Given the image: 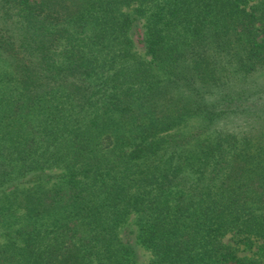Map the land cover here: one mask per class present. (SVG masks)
<instances>
[{
	"label": "trees",
	"instance_id": "obj_1",
	"mask_svg": "<svg viewBox=\"0 0 264 264\" xmlns=\"http://www.w3.org/2000/svg\"><path fill=\"white\" fill-rule=\"evenodd\" d=\"M0 63V264H264V0H0Z\"/></svg>",
	"mask_w": 264,
	"mask_h": 264
},
{
	"label": "rangeland",
	"instance_id": "obj_2",
	"mask_svg": "<svg viewBox=\"0 0 264 264\" xmlns=\"http://www.w3.org/2000/svg\"><path fill=\"white\" fill-rule=\"evenodd\" d=\"M0 66H1V63H0ZM132 222L133 221L131 220L130 221L131 226H132ZM131 226H130V229L132 228ZM225 243L232 245V247L235 249V252L239 256H251L256 250L255 247L252 250H248L242 245L232 244L228 239L225 240ZM137 253H138V258H139V264H148V261L150 259L149 252L147 250H144L143 248L138 247Z\"/></svg>",
	"mask_w": 264,
	"mask_h": 264
}]
</instances>
